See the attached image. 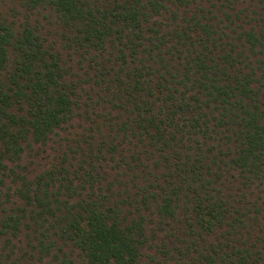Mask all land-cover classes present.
Instances as JSON below:
<instances>
[{"label": "trees", "instance_id": "trees-1", "mask_svg": "<svg viewBox=\"0 0 264 264\" xmlns=\"http://www.w3.org/2000/svg\"><path fill=\"white\" fill-rule=\"evenodd\" d=\"M0 264H264V0H0Z\"/></svg>", "mask_w": 264, "mask_h": 264}]
</instances>
